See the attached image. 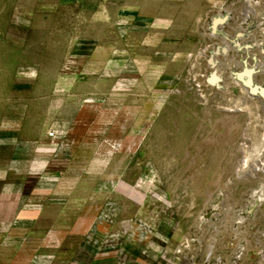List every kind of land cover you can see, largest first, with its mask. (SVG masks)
Here are the masks:
<instances>
[{
    "label": "rangeland",
    "instance_id": "1",
    "mask_svg": "<svg viewBox=\"0 0 264 264\" xmlns=\"http://www.w3.org/2000/svg\"><path fill=\"white\" fill-rule=\"evenodd\" d=\"M247 73L264 88V0H0V264H264ZM27 187L49 194L23 212Z\"/></svg>",
    "mask_w": 264,
    "mask_h": 264
},
{
    "label": "crops",
    "instance_id": "2",
    "mask_svg": "<svg viewBox=\"0 0 264 264\" xmlns=\"http://www.w3.org/2000/svg\"><path fill=\"white\" fill-rule=\"evenodd\" d=\"M28 149L29 148H26L23 145H22L21 149H19V147H18L17 158H19V160H20V162H18V161L16 162V163H18V165L19 164L24 165V162H27L26 160H28V158H29L28 154H29V152H31V149H29V150ZM52 166L54 167V165H51V169H52ZM18 167H20V166H18ZM42 167H43V165H42ZM76 173H77L76 176L80 175L79 172H76ZM73 178H74L73 170L69 169L65 173V176L63 179H65V184L71 185L72 183L70 182V179H73ZM67 179H69V181H67ZM75 179H77V177H75ZM83 182L81 180V186H80L79 190L81 191V197H82L81 203H83V202L86 203V206H84L85 213H84V216L80 218L81 220H79V224L80 225H90V224L92 225L94 220H95V215L97 213V210L100 208L99 207L100 205L98 203V201H99V195H98L99 194V192H98L99 187L98 186H96V187L91 186L89 189L87 188L86 190H84ZM48 194H49V189L46 192L45 190H42V188L41 189L38 188V190L35 189L34 191L30 192V187H27L25 189V191H23L21 193L19 192V197H20L19 202L21 205V210L23 212L26 210H30L31 207L33 206V204H36V203L38 204V201L39 202L42 201ZM67 202H70V201H67ZM69 205H70V203H69ZM0 208H1L0 209L1 210L0 211V217L3 216V218L5 217L6 220H8L9 218H8L7 212L5 214L4 213L2 214V210L7 211L10 208V207H8V203H6V205L1 206ZM28 212L29 211H27V213H24L22 215H26V214H28ZM68 217H70L68 214L67 215L63 214L61 217H51L48 219L47 222H45V221L42 222L39 219V220L35 221V223H34V221L31 223L24 222V220L26 221L27 219H24L23 217H21L20 219L23 220V222L21 221L22 225H28V224H32V223H33V225H35L37 222L39 223V225L44 224V223L50 224V225H60V224L64 225L66 223L64 221H67L69 219ZM3 224H5V223L0 222V225H3Z\"/></svg>",
    "mask_w": 264,
    "mask_h": 264
},
{
    "label": "bare ground",
    "instance_id": "3",
    "mask_svg": "<svg viewBox=\"0 0 264 264\" xmlns=\"http://www.w3.org/2000/svg\"><path fill=\"white\" fill-rule=\"evenodd\" d=\"M242 78H244V76ZM244 83L246 84V86L250 88L252 94H256L257 96H261L264 98V88L253 87L251 81V73L246 74Z\"/></svg>",
    "mask_w": 264,
    "mask_h": 264
},
{
    "label": "built area",
    "instance_id": "4",
    "mask_svg": "<svg viewBox=\"0 0 264 264\" xmlns=\"http://www.w3.org/2000/svg\"><path fill=\"white\" fill-rule=\"evenodd\" d=\"M48 137L51 139V140H56L58 138V134H57V131H51L49 134H48Z\"/></svg>",
    "mask_w": 264,
    "mask_h": 264
}]
</instances>
